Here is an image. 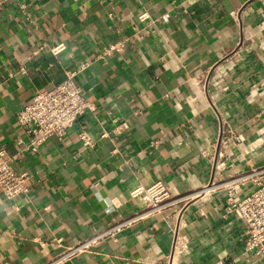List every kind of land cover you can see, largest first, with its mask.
<instances>
[{
    "label": "crops",
    "instance_id": "obj_1",
    "mask_svg": "<svg viewBox=\"0 0 264 264\" xmlns=\"http://www.w3.org/2000/svg\"><path fill=\"white\" fill-rule=\"evenodd\" d=\"M83 61L93 109L27 150L15 114ZM1 150L28 191L0 194V264H40L52 239L140 213L130 192L156 180L160 213L60 264H264L225 209L227 184L243 196L264 182V0H0Z\"/></svg>",
    "mask_w": 264,
    "mask_h": 264
},
{
    "label": "built area",
    "instance_id": "obj_2",
    "mask_svg": "<svg viewBox=\"0 0 264 264\" xmlns=\"http://www.w3.org/2000/svg\"><path fill=\"white\" fill-rule=\"evenodd\" d=\"M146 16V12H143L139 18L142 20ZM126 42L127 38H123L122 40L109 43L103 48L101 55L98 57L102 58L113 52L121 51ZM64 48V44H58L51 47L50 50L56 55ZM87 65L88 61H83L78 66L67 69L62 81L49 89L35 91L30 101L15 114L17 124L27 139L25 146L27 150L31 152L37 151L39 146L50 137L61 139L78 117L87 110L93 109V103L85 97L84 92L75 81L77 75ZM79 138L85 144L91 143L85 131L80 132ZM220 141L222 142V140ZM3 156L4 151L1 150L0 194L6 199H13L17 195L28 191L26 186L28 175L25 172H16ZM250 179L254 181L255 187L243 196H238L235 184L231 183L225 186V209L227 214L236 213L241 217L245 235V247L264 260V182L258 177H250ZM212 185H214L213 180L208 183L207 187ZM130 194L143 203L142 208L144 210L123 221L101 228L89 237L71 245H64L61 238L52 239L51 241L59 248V251L52 258L40 264H60L82 252L92 250L101 241L116 235L143 216L151 213H160L167 205V199L169 198V191L162 180H156L146 187H136ZM177 241L173 249L176 248ZM170 257H172L171 254L169 255ZM214 264L227 263L218 261Z\"/></svg>",
    "mask_w": 264,
    "mask_h": 264
}]
</instances>
